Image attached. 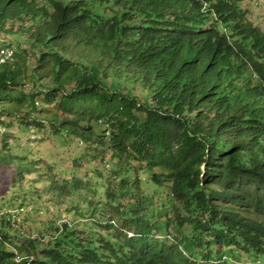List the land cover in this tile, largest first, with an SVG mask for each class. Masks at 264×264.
Here are the masks:
<instances>
[{
    "label": "trees",
    "instance_id": "trees-1",
    "mask_svg": "<svg viewBox=\"0 0 264 264\" xmlns=\"http://www.w3.org/2000/svg\"><path fill=\"white\" fill-rule=\"evenodd\" d=\"M242 2L0 0V117L48 124L82 143L88 162L110 157L118 181L104 195L120 214L98 227L52 218L27 237L6 214L0 264L264 261V31ZM46 61L50 85L39 72ZM41 94L56 108L46 119ZM88 187L75 180L61 190Z\"/></svg>",
    "mask_w": 264,
    "mask_h": 264
},
{
    "label": "rangeland",
    "instance_id": "rangeland-1",
    "mask_svg": "<svg viewBox=\"0 0 264 264\" xmlns=\"http://www.w3.org/2000/svg\"><path fill=\"white\" fill-rule=\"evenodd\" d=\"M242 6L248 9L251 21L264 30V2L256 6L253 0H244ZM14 44L16 45L15 41L12 45ZM6 51L8 55L11 54V49L7 48ZM35 58L36 56L30 60L31 66L35 64ZM39 72L48 74L43 78V82L50 85L52 72L48 61L42 65ZM38 88L42 90L39 84ZM30 89H33L32 81L26 86V90ZM36 100L39 116L46 119L56 111L53 105L44 103L43 94L38 95ZM45 107L47 109L44 110ZM85 149L82 143H77L71 138L62 141L60 136H55L48 124L41 129H27L17 119L7 120L5 116L0 117V208L9 213L13 211L15 216L14 222L11 223L25 237L29 235L26 228L35 232V229H46L52 218L57 224L87 223L88 227H98L96 220L106 224L120 219V214L113 210L104 195V186L109 185L108 181L111 180L113 186L117 185L118 180L112 176L116 166L110 161V157L105 162H88L87 155L84 157L87 153ZM19 170H23L22 178L16 181L14 175ZM141 175L143 178L148 176L145 172ZM75 180L88 182L89 187L76 190L73 195L62 192V185ZM143 184L146 192L148 188L152 189V185L147 181ZM127 190L130 194L125 196L126 201H136L137 194ZM156 197L158 198V195ZM91 200L94 205L90 207ZM159 202L156 200V204L151 206L155 211L158 207L160 209L162 200ZM94 207L99 210L98 218L91 215ZM110 217L115 220H110ZM170 230H173V227ZM115 231L114 228L106 230L109 233ZM167 233V230H163L159 237L173 241L172 233ZM128 235H133V231H129ZM244 258L242 264H264V261H257L254 257Z\"/></svg>",
    "mask_w": 264,
    "mask_h": 264
},
{
    "label": "clouds",
    "instance_id": "clouds-1",
    "mask_svg": "<svg viewBox=\"0 0 264 264\" xmlns=\"http://www.w3.org/2000/svg\"><path fill=\"white\" fill-rule=\"evenodd\" d=\"M243 2H244V0H243ZM243 2H242V5H243ZM264 2V0H253V4L254 5H256V6H259V5H261L262 3ZM243 7V6H242ZM203 12H206V13H208V12H210V11H212L209 7H208V4H207V2H205L204 4H203ZM248 10V9H247ZM255 25V24H254ZM256 26V25H255ZM257 27H259V26H257ZM259 28H261V27H259ZM225 29V28H224ZM264 31V30H263ZM248 66L250 67V69L252 70L251 72H252V75H253V78H255V79H257V78H259L260 79V77H259V75H258V73L255 71V67L252 65V63L251 62H249L248 61ZM0 211H3L2 209H0ZM13 211H10V213H9V211H7V212H5L4 211V213L5 214H3L2 215V217H1V222H0V227L2 226V220H3V217H4V215H6V214H8L7 215V220H9L10 222H14V213H12ZM17 212H19V211H17ZM10 214V215H9ZM8 217H11V219H8Z\"/></svg>",
    "mask_w": 264,
    "mask_h": 264
},
{
    "label": "bare ground",
    "instance_id": "bare-ground-1",
    "mask_svg": "<svg viewBox=\"0 0 264 264\" xmlns=\"http://www.w3.org/2000/svg\"><path fill=\"white\" fill-rule=\"evenodd\" d=\"M3 214H5L4 211H0V222H1V217ZM8 219H11V217H8Z\"/></svg>",
    "mask_w": 264,
    "mask_h": 264
}]
</instances>
